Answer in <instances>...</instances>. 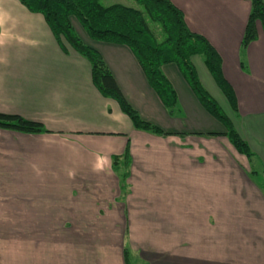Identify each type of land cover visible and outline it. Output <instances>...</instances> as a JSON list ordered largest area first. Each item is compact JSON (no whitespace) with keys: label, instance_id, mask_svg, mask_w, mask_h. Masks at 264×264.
<instances>
[{"label":"crops","instance_id":"obj_1","mask_svg":"<svg viewBox=\"0 0 264 264\" xmlns=\"http://www.w3.org/2000/svg\"><path fill=\"white\" fill-rule=\"evenodd\" d=\"M170 1L221 56L237 111L203 58L192 63L264 169L260 24L258 38L242 46L251 3ZM74 29L100 53L142 119L166 135L136 129L95 87L90 63L70 47L65 52L41 14L18 0H0V113L47 131L0 129V229L22 234L10 263L0 237L1 258L8 264H264V191L179 68L163 67L178 98L171 114L130 48L95 42L75 23Z\"/></svg>","mask_w":264,"mask_h":264},{"label":"trees","instance_id":"obj_2","mask_svg":"<svg viewBox=\"0 0 264 264\" xmlns=\"http://www.w3.org/2000/svg\"><path fill=\"white\" fill-rule=\"evenodd\" d=\"M30 12L41 14L54 37L66 52L70 47L91 65L92 80L98 91L106 98L115 100L122 112L138 130L166 135L157 126L142 119L120 90L113 74L99 52L86 45L74 29V20L79 23L89 38L95 42L124 45L130 48L143 69L152 89L158 94L164 106L173 114L177 94L166 78L163 67L176 65L192 88L201 105L226 130V137L239 154L246 157L253 171L256 155L238 134L233 123L222 108L206 91L192 63L194 56L203 58L218 87L222 90L232 109L237 111L238 102L232 86L223 74L222 58L204 36L193 33L183 12L170 0H135L144 11L122 5L105 7L102 0H18ZM252 10L247 21L242 46L246 48L258 38V24L264 31L263 0H247ZM161 25L165 39L158 42L148 23ZM0 129L24 134H41L47 131L42 124L21 116L0 113ZM117 159H114V165ZM264 171V170H263ZM128 174L121 179L126 189ZM127 257V252H126ZM127 263V262H126Z\"/></svg>","mask_w":264,"mask_h":264},{"label":"rangeland","instance_id":"obj_3","mask_svg":"<svg viewBox=\"0 0 264 264\" xmlns=\"http://www.w3.org/2000/svg\"><path fill=\"white\" fill-rule=\"evenodd\" d=\"M101 3L105 7H109V6H113V5H122V6H126L128 8H133L136 10L144 11V9L140 5H138V3L135 0H102ZM74 23L76 24V26H77V24L79 25V23L75 20H74L73 24ZM148 23L151 27L152 32L154 33L155 37L157 38L158 42L162 43L165 39V36L161 30L162 29L161 25L153 23L150 20H148ZM260 28H262V26ZM262 30H263V28H262ZM257 162L258 161L254 160V164H253L254 167L252 168V170L253 171L256 170L257 173L254 175L251 174V178L264 191V171H263L264 169H262V167L258 166ZM0 237H3L7 240L6 244L2 243V246L3 245L6 246L9 249V251L11 252V255H8L7 256L8 258L6 257V262L10 263L11 261L16 260V258L18 257L16 248L19 247L20 243L22 242L21 229L20 228H1L0 229ZM6 262L0 256V264H8Z\"/></svg>","mask_w":264,"mask_h":264}]
</instances>
